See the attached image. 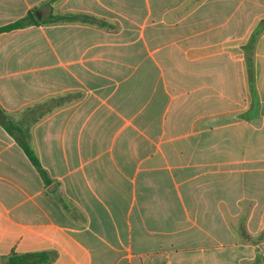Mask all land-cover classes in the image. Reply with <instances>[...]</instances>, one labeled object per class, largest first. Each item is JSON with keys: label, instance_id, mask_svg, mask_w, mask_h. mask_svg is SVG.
I'll return each instance as SVG.
<instances>
[{"label": "crops", "instance_id": "crops-1", "mask_svg": "<svg viewBox=\"0 0 264 264\" xmlns=\"http://www.w3.org/2000/svg\"><path fill=\"white\" fill-rule=\"evenodd\" d=\"M31 10L98 24L0 32V106L50 176L0 123V255L264 264V0H0V28Z\"/></svg>", "mask_w": 264, "mask_h": 264}, {"label": "trees", "instance_id": "trees-1", "mask_svg": "<svg viewBox=\"0 0 264 264\" xmlns=\"http://www.w3.org/2000/svg\"><path fill=\"white\" fill-rule=\"evenodd\" d=\"M50 21H46L44 19H39L35 14L34 10H31L24 18L13 22L7 26L0 28V32L9 31L16 28L25 27L31 24H41V23H49V22H64L68 20H80L83 22H91L98 24L97 18L88 14H52L49 18ZM264 29V21L260 25V27L254 32V35L250 41V45H253L259 36L260 32ZM249 58V56H248ZM253 79H254V71L252 65H250V80L253 87ZM36 106L28 107L27 112H33ZM38 119L32 118L31 116L22 117L18 120H15L9 113L6 112L0 106V123L15 136L18 143L22 146L25 153L32 161L36 169L39 171L41 176L44 178L46 182H49L50 176L48 171L43 167L37 151L32 145V134H31V126ZM56 258V254L52 251H37V252H27V253H19L16 251H12L6 255H0V261L3 264H49Z\"/></svg>", "mask_w": 264, "mask_h": 264}]
</instances>
